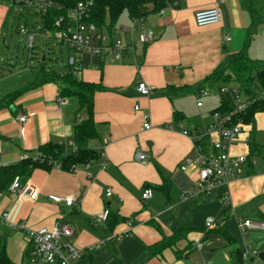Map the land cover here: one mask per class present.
<instances>
[{"label":"crops","instance_id":"obj_1","mask_svg":"<svg viewBox=\"0 0 264 264\" xmlns=\"http://www.w3.org/2000/svg\"><path fill=\"white\" fill-rule=\"evenodd\" d=\"M215 7L222 13L221 23L198 27L195 13ZM127 18L126 23H117L116 37L122 36L120 28L131 25ZM17 20L10 7L0 3V101L29 87L37 71L16 84L12 80L14 64L2 59L4 49L10 47L8 33L17 29ZM144 25L153 32L154 41L138 45L121 62L110 56L75 54L77 77L105 87L95 96L98 136L89 142L101 156L70 172L53 167L21 177L23 186L33 184L39 190L35 199L19 201L0 193V252L5 251L11 264H31L27 233L14 223H24L28 230H51L58 222L70 225L74 234L67 242L80 253L70 264H235L236 251L242 254L247 247L264 250V230L244 236L238 227L239 220L264 221V144L260 142L264 113L243 126L232 148L233 155L256 161L255 165L249 163L244 176L205 194L198 187L197 168L180 171L184 161L194 155V143L182 129L207 126L201 118L193 122L187 115L183 94L206 91L207 84L216 82L208 77L224 70L240 53L262 68L264 0H183L148 17ZM6 74L12 79L4 78ZM141 83L152 89L151 96L139 93ZM170 86L185 89L170 95ZM61 98L58 86L46 82L0 106L1 165L35 158L39 147L50 143L74 150L70 143L75 125L87 115L80 112L77 98L68 97L67 104L60 105ZM24 115L27 120L22 125L19 119ZM146 115L150 116V130L144 129ZM251 144L260 148L258 155H249ZM137 152L147 155V165L136 159ZM164 179L170 183L168 192L154 188ZM148 186L153 197L143 201ZM108 188L113 192L111 198L106 197ZM50 195L75 198L77 206L56 204L49 200ZM107 208L117 215L113 228L95 219ZM6 212L8 220L2 218ZM211 217L216 225L207 231L206 221ZM111 234L123 236L98 246ZM172 239V245L160 255L151 251L152 246ZM199 242L203 243L200 250L196 248Z\"/></svg>","mask_w":264,"mask_h":264},{"label":"built area","instance_id":"obj_2","mask_svg":"<svg viewBox=\"0 0 264 264\" xmlns=\"http://www.w3.org/2000/svg\"><path fill=\"white\" fill-rule=\"evenodd\" d=\"M220 1V0H218ZM222 1V0H221ZM22 2L25 7L46 13L54 6L53 0H16L15 3ZM12 7V3L8 5ZM93 6V0H80L77 5L67 12L65 16L55 20L54 32L42 33L44 36H51L59 42L66 44L75 54H89L99 57L110 56L113 61L121 62L127 53H134L138 45H147L154 41L153 32L147 30L144 20L134 19L130 26H124L119 29L122 36L116 37L104 29H100L96 24L87 21L89 12ZM164 10L160 11L162 14ZM222 21V13L218 7L200 10L195 13V23L198 27H207L218 25ZM20 33L30 35L29 49L34 47V34L22 26ZM231 38L227 37V41ZM69 66L74 71L79 70L78 61L75 57L70 58ZM137 90L144 96H151L152 89L145 83H141ZM202 96H208L209 93L201 91ZM221 93L229 94L233 98L234 109L227 113L215 112L213 114V123L207 126H194L188 129H182V134L189 137L194 143V155L188 157L180 166V171L185 172L190 167H195L199 172L198 187L202 193L210 194L212 190L221 184H227L234 179L244 176L249 163L255 165V160H250L247 155H233L232 148L237 142L238 136L243 131L245 125L242 121L243 115L254 99H250L240 88L222 87ZM264 97V95H263ZM60 105L67 104V98L60 99ZM203 103L199 102L198 107ZM139 107H136V111ZM144 129L150 130L152 124L150 116H145ZM27 116L20 117L22 125L26 123ZM70 145L77 149L74 142ZM136 159L143 165H147L148 157L142 152L136 153ZM0 166H3L0 164ZM60 170V165L55 166ZM9 195L16 200L35 199L39 190L33 184L22 185L21 177L14 178L10 185ZM113 192L106 189V197L111 198ZM153 197V190L145 188L142 193V200L148 201ZM49 200L56 204H64L74 208L77 206V199L72 197H61L50 195ZM228 198H226V202ZM110 216V209H105L95 217L99 223L107 224ZM9 213H4L2 218L8 220ZM216 219L211 217L206 221V230L210 231L215 228ZM13 226L27 233L30 245L31 264H70V260L80 257V253L67 242L74 230L70 225L58 222L53 229L40 228L28 230L24 223H14ZM238 227L245 236L252 230H264V221L239 220ZM123 235L111 234L98 246L112 243ZM203 243H197L196 248L201 249ZM264 250L257 251L247 247L242 253L244 264H264Z\"/></svg>","mask_w":264,"mask_h":264},{"label":"trees","instance_id":"obj_3","mask_svg":"<svg viewBox=\"0 0 264 264\" xmlns=\"http://www.w3.org/2000/svg\"><path fill=\"white\" fill-rule=\"evenodd\" d=\"M15 1L0 0V3L7 5L12 3L10 12L20 22L17 25L16 31L20 33L22 18H25L27 21L23 26L30 33L35 29H39L41 33H45L54 32L55 20L65 16L69 9L75 7L80 0H53L54 6L46 13L25 7L22 2L15 3ZM180 1L183 0H93V6L90 9L87 21L96 24L100 29H104L112 35L122 15L127 14L131 20L141 19L145 21L148 17L156 15L170 5ZM29 18L33 19L35 23L31 25ZM244 73L246 75L245 79L242 78V74ZM207 80L214 82L220 80L223 82L232 80L241 82L244 80L240 90L250 99H254V103L241 115L245 125L251 123L258 113H264V69L260 68L259 63L252 61L244 53L233 57L224 70L214 72ZM46 82L55 83L59 88L61 97L77 98L80 112L84 111L87 115V118L78 122L74 128L73 142L77 149L69 152L65 144L50 143L40 146L38 155L35 158L27 157L15 164L0 166V193L8 192L15 177H28L36 169L50 170L56 165H60V170L70 172L79 165H87L98 160L101 156L95 149L90 148L89 142L98 136L97 123L94 118L95 96L98 92L104 91L105 87L102 83L86 82L79 79L71 67H69L66 73H58L54 69L47 67L45 61H40V65L37 66L34 82L25 89L17 90L7 95L0 101V106H4L15 97L29 90V88ZM168 88L170 89V95L179 94L185 89L172 86ZM233 103L231 95L222 93V103L212 113L230 112L234 109ZM250 149V156L260 153V148L255 144H251ZM169 186V181L164 179L161 186L154 188L168 192ZM148 187L152 188L151 186ZM116 224L117 215L110 211L107 225L113 228ZM173 241L172 239L171 241L160 242L150 249L155 255H160L166 248L172 245ZM234 258L235 264H244L240 252L236 251ZM0 264H11L4 250L0 252Z\"/></svg>","mask_w":264,"mask_h":264},{"label":"rangeland","instance_id":"obj_4","mask_svg":"<svg viewBox=\"0 0 264 264\" xmlns=\"http://www.w3.org/2000/svg\"><path fill=\"white\" fill-rule=\"evenodd\" d=\"M127 17V14L122 15L118 23H126L128 20ZM30 20L31 25L35 23L33 19ZM26 21L25 18H22V26ZM16 23L15 27H17L18 23L20 24L19 20H17ZM31 34H34L33 50H30L28 47L30 39L29 34H21L16 31V28L13 29V32L9 31L8 37L10 38V47L4 49L2 59H6V61L14 64L13 69L15 70V73L13 79L10 74H6L4 78H11L13 81H16L14 82L16 84L24 82L25 80L30 79L33 75V71H35L37 66L40 65V61H45L47 67L54 69L58 73H66L70 67V58L75 57L74 51L69 49L66 44L59 42L51 36L42 35L39 29L32 30ZM261 67L264 68V63L261 64ZM245 76V73L242 74L243 79H245ZM239 83H243V81H220L213 84L211 82L205 86V90L209 93L206 97L202 96L201 92H187L183 94V102L187 115L193 119V122L201 118L203 124L204 122L207 123V125L212 124L214 119L212 111L222 103L220 87L226 86L229 88H238L241 87ZM192 99L194 101H192ZM197 102H202L205 105L204 108L199 110L196 106ZM260 140L261 144H264V136H261Z\"/></svg>","mask_w":264,"mask_h":264}]
</instances>
